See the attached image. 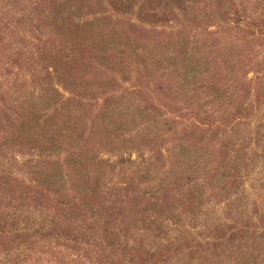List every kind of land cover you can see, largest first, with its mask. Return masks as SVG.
I'll return each mask as SVG.
<instances>
[{"label": "rangeland", "instance_id": "obj_1", "mask_svg": "<svg viewBox=\"0 0 264 264\" xmlns=\"http://www.w3.org/2000/svg\"><path fill=\"white\" fill-rule=\"evenodd\" d=\"M0 264H264V0H0Z\"/></svg>", "mask_w": 264, "mask_h": 264}]
</instances>
